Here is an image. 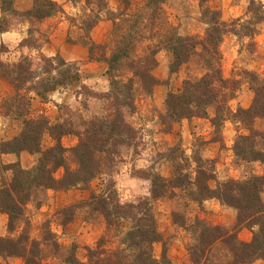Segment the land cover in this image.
<instances>
[{
  "label": "rangeland",
  "instance_id": "1",
  "mask_svg": "<svg viewBox=\"0 0 264 264\" xmlns=\"http://www.w3.org/2000/svg\"><path fill=\"white\" fill-rule=\"evenodd\" d=\"M23 1L25 0H15V7L21 6ZM66 1L73 15L64 13L69 23L66 40L81 42L87 51L86 58L69 61L60 54L46 56L41 52L31 51L30 54H21L15 61L21 56H28L36 71L35 75L49 82L59 76L61 69L78 70L79 82L56 85L54 89L45 92L44 98L35 91L27 93L20 90L28 95L29 117L44 118L48 125L61 123L71 131L59 139V143L68 149L78 142L76 132H82L86 126H90L95 116L113 115L116 104L108 97L110 85L105 72L104 57L110 55L115 44V38L110 36L112 21L109 19V11L116 10L117 2ZM134 1L136 6L142 2ZM255 1H260L264 10V0ZM161 7L166 23L175 27L181 35L202 37L206 28L203 21L205 8L217 11L220 19L230 23L227 29H234L238 36L227 31L222 37L219 50L221 73L227 79V90L232 91L234 96L219 105L217 114L215 105L209 104L206 106V115L170 123L160 116L164 112L166 93L178 92L183 78L199 76L200 69L190 60L180 66L172 77L173 73L168 74L171 58L169 50L160 48L154 55H147L153 60L149 72L158 83L149 92L145 87L138 86L131 106L120 107L124 124L121 137L124 142L112 140L107 149L100 152L98 162L103 163L102 173L96 174L85 185H75L68 189L48 188L42 193L37 192L36 197L23 206V213L12 229H8L7 214L0 212V236L14 239L22 233L27 235L29 243L32 239L39 244L41 256L37 255L35 259L41 264H88V252L97 248L98 242H104L100 248L107 251L121 246L120 239L129 228V219L116 217L113 218L114 225L107 226L103 215L97 212L99 210H89L86 200L91 192H103L107 196L111 194L113 200L108 199V204L112 209L118 202H135L143 196L149 197V178L153 172L166 178H173L179 173L187 185L174 187L169 182L164 195L152 200L156 227L161 236V240L152 243V255L160 260L164 251L170 264H194L189 247L192 243L190 234L196 219H203L230 230L235 224V208L214 197L204 198L198 203L189 196V190L196 189V180L213 189L225 180L241 181L251 175H259L262 178L261 197L264 200V164L258 160L236 158L232 149L237 135L264 131V118L249 117L241 120L243 116L235 112L238 107L247 108L253 98L245 71L264 77V19L258 24L249 25L252 10L248 0H165ZM132 8L136 7L132 5ZM61 12L62 6L61 11L53 15ZM235 20L238 21L234 22ZM36 23L34 18L29 22L23 16L15 17L9 21V30L26 26L27 36L21 40V44L36 47L45 37L44 33H35ZM154 27L152 30L147 27L149 30L145 33L148 37L137 45L135 57L144 56L153 48L152 43L155 41L151 39V34L156 37V33L164 31L158 25ZM6 51L1 52L0 56ZM44 57H52L54 60L51 63L45 62ZM58 57L64 64L59 62ZM0 60L15 62L2 58ZM130 69L129 58L122 60L119 77L124 79L129 76ZM13 92L12 84L0 76V141L10 139L22 127L21 119L10 111L18 102L12 97ZM10 103L15 104L11 107ZM255 134V147H261L264 151V140L259 141L258 132ZM39 139L41 149L55 143L46 130L42 131ZM67 155L70 157L71 152H66ZM37 157L36 153L25 150L18 153L0 152V186H7L11 181L10 163L17 161L22 168H29L35 164ZM68 162L70 167L74 166L72 161ZM63 170L58 167L52 174L60 178ZM255 229V226H242L236 230L237 238L250 241ZM247 235L248 238H245ZM45 237L48 239L44 242ZM71 250L75 262H65V254ZM225 262L226 258L222 256L216 264ZM0 264L25 263L20 256L0 254ZM253 264H264V259H255Z\"/></svg>",
  "mask_w": 264,
  "mask_h": 264
},
{
  "label": "trees",
  "instance_id": "2",
  "mask_svg": "<svg viewBox=\"0 0 264 264\" xmlns=\"http://www.w3.org/2000/svg\"><path fill=\"white\" fill-rule=\"evenodd\" d=\"M115 1L117 2L116 10L109 11V19L112 21L110 36L115 38V44L110 55L104 57V61L110 85L108 97L112 98L116 106L113 108L111 117L95 116L90 126H86L82 132H76L78 138L76 145L67 149L59 143L62 135L71 132L64 124L48 125L44 118L29 117L28 95L21 93L20 90L23 89L27 93L31 90L35 91L37 95L44 98L45 92L54 89L56 85L79 82L78 70L61 69L59 76L56 79L52 78V82H49L35 75L36 71L28 56H21L15 62L0 60V76L12 84L14 92L11 95L18 100L10 111L22 122L19 133L8 140L0 141V152L18 153L25 150L38 155L35 164L29 168H22L17 161L10 163L11 181L7 186H0V212L8 216V229L13 228L15 221L23 213V206L31 198L34 199L37 192L42 193L48 188L68 189L75 185H85L96 174L102 173L103 163L98 162L100 152L106 150L112 140L124 142L121 137L124 124L120 107L131 106L138 86L145 87L149 92L151 87L158 83V80L149 72L153 60L147 55H154L160 48L169 50L171 53L168 63L169 75L190 60L200 69L199 76L183 78L178 92L166 93L164 112L160 116L164 120H169L170 123L183 118L206 115V106L209 104L215 105L217 114L220 110L219 105L234 96L232 91L227 90L229 89L227 79L221 73L219 45L227 31H231L236 36L238 33L233 31L234 29H227L230 23L220 19L217 11L205 8L203 21L206 28L202 37L195 38L192 35L179 34L175 27L166 23L161 7L165 0H142L138 6L134 0ZM14 2L15 0H0V32L9 30V21L12 18L23 16L28 18L29 22L32 18L40 21L61 11V6L53 0H32V5L27 10H18ZM248 2L252 10L251 21L248 20L249 25L258 24L264 19L262 5L260 1L248 0ZM132 5L136 8L133 9ZM236 21L238 20L234 22ZM157 25L164 31L156 33V37L155 34H151V39L155 41L152 43L153 48L146 55L135 57L137 45L148 37L145 33L149 30L147 27L152 30ZM248 26L244 27L250 29ZM6 50L7 47L0 40V53ZM58 58L59 62L64 64V61ZM128 58L131 71L130 75L123 79L119 77V65L122 60ZM52 60L54 58L44 57L45 62L51 63ZM245 72L253 98L247 108L238 107L235 112L243 116L241 120L249 117L264 118V77H259L252 71ZM14 104L10 103V106L13 107ZM43 130H46L55 140V143L46 149H41L39 145ZM257 132L260 138L258 140L263 141L264 131L237 135L232 147L236 158L246 161L258 160L264 164L263 149L255 147L253 136ZM68 151L71 152L70 157L66 156ZM68 161H72L74 166L70 167ZM58 167L64 169L60 178L52 174ZM202 175L205 173L202 172ZM149 181V197L143 196L135 202L122 204L118 202L112 209L108 204V199L113 200L111 194L107 196L103 192H91L86 204L90 211L99 210L97 212L103 215L107 226L114 225L113 218L116 219V217L129 219L130 225L120 239L123 246L107 251L100 248L104 242H98L97 248L90 249L88 252V264H170L164 251L160 260L152 255V243L161 240L152 210V200L164 195L167 183L170 182L174 187H182L186 185L185 180L179 173L173 178H166L153 172ZM195 185V190H189V196L193 200L200 203L204 198L214 197L221 203L235 208L236 218L231 230L203 219L195 220L196 224L192 227L193 229L191 228L192 243L189 247L193 263L216 264L222 256L226 258L225 264H253L255 259H264V200L261 197V176L251 175L241 181L225 180L213 189L205 183H198V180ZM242 226L256 227L250 241L237 238L236 230ZM47 239L48 237H45L43 241ZM28 243V237L23 233L14 239L0 236V254L20 256L25 264H41L35 259L37 255L41 256L39 244L32 239ZM74 257L73 250L68 251L64 261L74 263Z\"/></svg>",
  "mask_w": 264,
  "mask_h": 264
},
{
  "label": "crops",
  "instance_id": "3",
  "mask_svg": "<svg viewBox=\"0 0 264 264\" xmlns=\"http://www.w3.org/2000/svg\"><path fill=\"white\" fill-rule=\"evenodd\" d=\"M53 1L61 4L63 12L37 21L34 30L35 33H44L45 35L44 39L41 40V44L36 47L21 44V40L27 36L26 26L19 29H11L9 31L0 32V40L7 47V51L4 54H1L0 58L3 60L15 61L21 54H30L31 51L41 52L46 56L60 54L69 61H81L86 58L87 51L81 42H67L66 40L69 23L67 22L64 13L68 14V16H73L69 8V3H67L66 0ZM31 5L32 0H25L21 6H17V9H28ZM71 9H73V6H71ZM103 24L106 25L105 22H103ZM13 56H15V59L12 58ZM174 74L175 73L172 74V77ZM248 236L249 235L245 238H248Z\"/></svg>",
  "mask_w": 264,
  "mask_h": 264
},
{
  "label": "clouds",
  "instance_id": "4",
  "mask_svg": "<svg viewBox=\"0 0 264 264\" xmlns=\"http://www.w3.org/2000/svg\"><path fill=\"white\" fill-rule=\"evenodd\" d=\"M22 27H25V26H22ZM18 38V37H17ZM13 59H15V56L12 57Z\"/></svg>",
  "mask_w": 264,
  "mask_h": 264
}]
</instances>
